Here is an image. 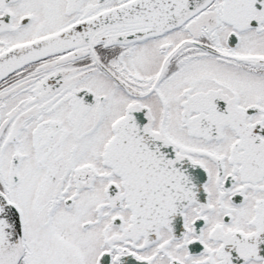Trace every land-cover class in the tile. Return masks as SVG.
Returning <instances> with one entry per match:
<instances>
[{
    "label": "snow or ice",
    "instance_id": "obj_1",
    "mask_svg": "<svg viewBox=\"0 0 264 264\" xmlns=\"http://www.w3.org/2000/svg\"><path fill=\"white\" fill-rule=\"evenodd\" d=\"M0 264H264V0H0Z\"/></svg>",
    "mask_w": 264,
    "mask_h": 264
}]
</instances>
